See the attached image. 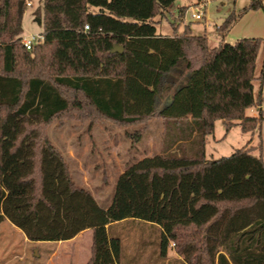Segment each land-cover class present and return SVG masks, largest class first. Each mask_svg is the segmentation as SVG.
Segmentation results:
<instances>
[{"label":"trees","instance_id":"obj_1","mask_svg":"<svg viewBox=\"0 0 264 264\" xmlns=\"http://www.w3.org/2000/svg\"><path fill=\"white\" fill-rule=\"evenodd\" d=\"M20 1L24 7L0 0V223L7 219L31 243L90 230L86 264H127L109 229L128 221L154 226L164 257L173 242L178 264H264L262 155L249 143L215 160L205 154L218 120L244 133L263 122L264 63L257 77L256 60L264 40L210 47L206 35L188 25L177 33L175 23L173 36L157 34V17L175 0H43V39L28 51ZM260 8L251 0L230 13L220 36ZM251 107L257 116L246 115ZM71 116L142 124L129 134L133 143L148 122L163 121L162 151L123 170L106 208L75 183L44 134Z\"/></svg>","mask_w":264,"mask_h":264},{"label":"rangeland","instance_id":"obj_2","mask_svg":"<svg viewBox=\"0 0 264 264\" xmlns=\"http://www.w3.org/2000/svg\"><path fill=\"white\" fill-rule=\"evenodd\" d=\"M32 3V6L25 5L26 8L23 10V38L41 35L43 32V24H39L36 20L39 18L42 22V15L35 13L38 2L32 1ZM219 8H222L219 0L209 1L207 17L218 22ZM190 12L187 14L188 18L191 17ZM158 20L160 21L156 26L158 33L174 34L172 24L177 20L173 16L166 12L165 16L158 17ZM190 20L195 21L191 18ZM209 30L213 31L214 27ZM214 41L210 39V47L218 45ZM261 60L260 57L259 67ZM259 69L256 72L257 76ZM254 86L256 94L258 81L254 82ZM261 107L264 116V87ZM257 115V107L247 110V116ZM141 128L142 124L124 127L110 121H97L89 125L88 120L81 121L80 117L71 116L54 120L44 128V134L64 155L75 183L89 190L96 201L106 208L112 201L120 173L131 163L160 153L163 149L164 124L161 119L154 118L148 122L147 126L140 131V141L133 143L135 136L132 138L129 136ZM247 143L249 146H254V154H261L264 160V120L259 128L249 133L242 132L238 124L227 130L226 126L218 120L215 123L214 132L207 136L206 158L215 160L222 156H229L235 149ZM109 232L123 242V252L130 257V264H178L176 263L178 255L174 251L173 242L168 246L166 257L161 254L160 233L154 226L144 222L128 221L112 225ZM132 236L138 237L139 240L135 239L131 242ZM0 241H3V244L0 242V249H3L0 260L12 258L11 264H86L90 257L91 244L87 242L86 236L80 237L74 245L54 242L24 243L20 231L8 223H3L0 225ZM132 246L136 247L133 254L129 255L127 251ZM54 251H59L60 255L52 258L51 253ZM24 253H26V259L20 261L18 257H22ZM14 255L17 257L15 258ZM122 259L124 263H128L124 258Z\"/></svg>","mask_w":264,"mask_h":264},{"label":"crops","instance_id":"obj_3","mask_svg":"<svg viewBox=\"0 0 264 264\" xmlns=\"http://www.w3.org/2000/svg\"><path fill=\"white\" fill-rule=\"evenodd\" d=\"M32 1L38 2V6L36 8L35 13H39L40 15H42L43 0H24L23 10L26 8L25 5L27 6L28 3L30 4V6H32V4H33ZM209 1H211V0H207L206 6H205L204 18H203L204 21L202 22V20H201V21H193L192 22L190 20V18L192 19V17L188 18L187 14L191 11L190 16L192 15L195 6H197V4L200 2V0H175V2L171 5V7H169L167 9L166 12L169 13L171 16H173L177 20L174 22L177 26V33H181L185 29V26L188 25L193 34H195V35H206L208 38V43H209L211 38L213 40H215L214 41L215 43H218V44L222 40L224 42H227V43H234L235 41H237L238 39H241V38H262L264 40V0H258V1H261L263 8L256 9V10H249L246 13H244L243 15H241L232 24V26L225 33L223 38L220 36V34L218 32L217 26L221 25V23L225 20V18L230 13H232V12L238 13L242 8L247 6L251 0H219L222 8L218 9V11L220 12L218 22H216V20H214V19H210L207 17V14H208L207 5L209 4ZM182 7H185L187 9H186L184 15L181 17L179 15H180V8H182ZM166 12H165V14H166ZM156 20H158V17ZM192 23H195V24H192ZM212 27H214V30L210 31L209 29H212ZM157 34H161V33L157 32ZM161 35H163V34H161ZM173 35H167V36H173ZM262 51H264V41L261 44V47H260V50L258 53V57L256 60V72L260 68L259 69L260 70L259 75H260V72L263 68V63H264V53ZM261 53H263V54H261ZM260 57L262 60H261V66L259 67V58ZM256 81H258V80H256ZM258 83H259V81H258ZM263 87H264V83H263ZM263 87H262V94H263ZM258 90H259V86H258ZM254 92H255V86H254ZM257 93H258V91H257ZM247 110H246V115H247ZM221 123L224 125L223 121H221ZM3 223H8V225H10L11 227H14L17 231H20L17 227L13 226L7 219L2 221L0 223V225ZM20 233H21V231H20ZM83 236L87 237V242L90 245L91 244V231L90 230L82 231L81 233H79L77 236H75L71 240L61 241V242H57V243H59V244L70 243V244L74 245L75 242H77L78 239L80 237H83ZM22 237H23L24 243H27V242L29 243V241L27 240V238L23 234H22ZM131 239H132L131 242L135 241V239L139 240V238L136 236H132ZM4 240H5V237H4ZM3 241H0V242H2L1 244H3ZM135 247L136 246H132L130 248V250L127 251L128 253H130L129 255L133 254ZM139 249H141V248H139ZM1 253H3V249H2V252H0V256L2 255ZM121 253H122V258H124L128 262L127 264H130L129 261L131 259H129L130 257L126 256V254L123 252V248H122ZM59 255H60L59 251H54L51 253L52 258L58 257ZM14 257L16 258L17 256L14 255ZM18 258L20 261H25L26 253H24L22 257L19 256ZM176 259H180V257L176 256ZM11 263H12V258H9V257H8V259L3 258L0 260V264H11Z\"/></svg>","mask_w":264,"mask_h":264},{"label":"built area","instance_id":"obj_4","mask_svg":"<svg viewBox=\"0 0 264 264\" xmlns=\"http://www.w3.org/2000/svg\"><path fill=\"white\" fill-rule=\"evenodd\" d=\"M207 0L200 1L197 6H195L194 11L191 15L192 19L195 21H201L204 18V10L206 6ZM27 6H30L28 3ZM85 29H88V26H85ZM43 37L42 35L37 36H31L29 38H23L22 37V45L26 48V50L30 51L32 50V47L35 43L42 41Z\"/></svg>","mask_w":264,"mask_h":264},{"label":"water","instance_id":"obj_5","mask_svg":"<svg viewBox=\"0 0 264 264\" xmlns=\"http://www.w3.org/2000/svg\"><path fill=\"white\" fill-rule=\"evenodd\" d=\"M22 7H23V2L20 1L18 4V13L21 14L22 12ZM37 22L40 24L41 20L39 18L36 19ZM123 51V47L122 46H115L112 50V52H122ZM170 101V100H169Z\"/></svg>","mask_w":264,"mask_h":264}]
</instances>
